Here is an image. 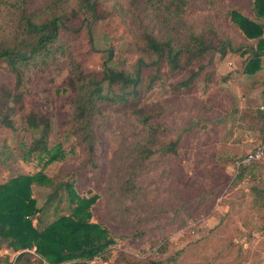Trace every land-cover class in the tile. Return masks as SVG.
Returning <instances> with one entry per match:
<instances>
[{"label":"trees","instance_id":"1","mask_svg":"<svg viewBox=\"0 0 264 264\" xmlns=\"http://www.w3.org/2000/svg\"><path fill=\"white\" fill-rule=\"evenodd\" d=\"M208 2L216 9L221 8L239 38L224 34L209 16L204 18L201 28L189 26L187 18L195 0H48L40 6L31 0H0V63L14 75L12 90L0 86V128L27 133L19 141L23 146V160L33 162L36 169L0 183V243L7 242L12 252H20L16 264H43V261L89 264L95 255L108 262L113 247H124L129 240L101 222L93 221L91 206L98 197L78 193L73 174L50 177L45 173L44 168L63 158L65 153L61 143L50 144V121L41 110L18 112L14 109L25 94L22 88L27 87V75L30 71H44L67 58L69 74L65 85L72 94L67 135L74 136L89 153L93 151L96 118L110 109L129 113L143 127L146 135L137 151L145 161L158 152L175 154L183 133L201 134L210 129V136L222 145L223 137L230 135L231 130L226 129V123L216 121L221 115L215 119L189 120L178 129L179 135L174 141L163 144L161 137L170 131L160 120L164 107L142 101L162 70L167 69L174 75L187 73L174 90V96L186 97L196 90L199 81H214V74L207 72L208 66L215 65L228 53L247 54L244 68L247 74L260 69L264 55V0H249V15L239 7L221 5L219 0H208L205 4ZM108 14L116 15L122 24L131 28L142 44L141 51L149 58V61L139 58L134 73L114 66L111 51L101 73L87 72L61 41L63 30L79 33L84 29L92 41V25ZM144 68L152 73L148 82ZM234 158L236 163L242 155ZM89 164L95 166L92 160ZM237 169L233 185L249 182L248 192L243 191L241 197H249L246 204L250 210L257 208L259 222L264 221V160L239 164ZM34 184L51 186L42 207L37 206L33 196ZM64 202L65 212L61 207ZM49 210L53 220L39 227L41 215ZM32 249L41 258L36 259L28 251ZM5 256L0 250V260L8 261ZM122 261L146 264L141 259H128L121 252L114 263Z\"/></svg>","mask_w":264,"mask_h":264},{"label":"rangeland","instance_id":"2","mask_svg":"<svg viewBox=\"0 0 264 264\" xmlns=\"http://www.w3.org/2000/svg\"><path fill=\"white\" fill-rule=\"evenodd\" d=\"M31 1L40 6L48 0ZM207 1L195 0L187 18L189 26L199 29L209 16L224 34L239 38L221 8L216 9L209 2L208 6ZM219 1L221 5L239 7L243 13L251 14L249 0ZM91 37L92 41L86 29L79 33L61 32V41L87 72L101 73L108 51L113 53L112 64L129 73H134L139 58L149 61L131 28L122 24L116 15L108 14L95 22ZM67 62V58H62L58 65L44 71H30L27 87L22 88L25 94L14 109L42 111L51 125L50 144L61 143L65 153L63 158L46 166L45 173L50 177L73 174L78 193L98 197L91 206L93 221L129 238L124 247H113L108 262L95 255L100 257L99 261L115 264L122 252L128 259H141L146 264H264V221L259 222L257 208L250 210L246 204L249 197H241L249 182L233 185L237 164L232 165L231 157L221 156L220 143L210 136V129L201 134L183 133L175 154L158 152L145 161L137 151L146 135L143 127L129 113L110 109L96 118L93 151L89 153L85 145L67 135L72 97L65 85L69 74ZM207 72L214 74L213 82L199 81L191 95L177 97L175 85L187 73L174 75L167 69L162 70L154 86L143 95L142 101L146 104L164 107L160 120L170 131L161 137L163 144L174 141L179 135L178 129L191 119L220 116L222 110H217L215 103L224 108L229 105L222 90L225 78L219 75L214 64L208 66ZM151 74L149 68H144L147 82ZM0 86L8 90L14 87V75L4 63H0ZM254 117L253 127L247 129L252 133L246 137L243 125H231L239 143L245 140L241 144L245 148L241 147L234 157L244 155L260 138L261 130L256 132L253 124L258 117ZM25 136L27 133L22 131L0 128V183L16 174L35 172L34 163L23 160V146L19 141ZM91 160L95 166L89 164ZM32 191L37 206L42 207L51 186L34 184ZM61 207L65 212L66 203ZM53 218L52 210L41 215L39 227ZM34 223L37 224L36 219ZM0 250L5 255H9L6 252L14 254L7 242L0 243ZM35 257L40 255L35 253Z\"/></svg>","mask_w":264,"mask_h":264},{"label":"crops","instance_id":"3","mask_svg":"<svg viewBox=\"0 0 264 264\" xmlns=\"http://www.w3.org/2000/svg\"><path fill=\"white\" fill-rule=\"evenodd\" d=\"M246 56L247 54L242 56L241 54L228 53L214 65L217 66L219 75L225 78L224 81H222V90L225 91L229 102L226 108L222 107L220 103L219 105L216 103L214 105L217 110H220V108L222 110L221 117L216 118V121L220 124L226 123V129L229 131L231 130L230 135L227 134L223 137L224 142L220 145V147L222 146L221 156L231 157L232 165L235 161V158L232 156L239 153L241 147L245 148L241 145L245 143V140H243L241 144L239 143V140L236 139L238 134L235 129L231 128V125H233V123L239 126L243 125L245 127L243 136L246 137L247 134L250 135L252 133L251 130L247 129L248 127H253L251 121H254V116L258 117L256 119L257 122L253 123L256 132L262 130L264 123V115L258 110V105L264 100V55L261 59L260 69L253 74H247L244 71ZM223 91L219 93L221 97ZM245 131H247V133ZM246 140H250V138L247 137ZM237 162L238 161H236V164ZM238 165L239 164H237V167ZM245 191L248 192V189H245ZM6 254H9L6 255L8 258L12 255V253L10 254L7 252Z\"/></svg>","mask_w":264,"mask_h":264},{"label":"built area","instance_id":"4","mask_svg":"<svg viewBox=\"0 0 264 264\" xmlns=\"http://www.w3.org/2000/svg\"><path fill=\"white\" fill-rule=\"evenodd\" d=\"M258 110L261 111L262 114L264 115V100L260 103V105H258ZM261 160H264V123L260 133V138L257 140V143L252 147V149L248 150L244 155H242V158L237 162V164H245L251 161H261ZM28 251L35 254L34 249ZM19 253L20 252H14V254L11 255L8 261L0 260V264H16V258ZM99 260L100 257L95 256L90 261H88V263L103 264ZM43 264H47V263L43 261Z\"/></svg>","mask_w":264,"mask_h":264}]
</instances>
